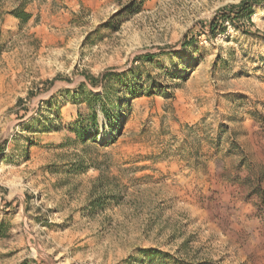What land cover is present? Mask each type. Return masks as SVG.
<instances>
[{"label": "rangeland", "instance_id": "374dc122", "mask_svg": "<svg viewBox=\"0 0 264 264\" xmlns=\"http://www.w3.org/2000/svg\"><path fill=\"white\" fill-rule=\"evenodd\" d=\"M0 264H264V0H0Z\"/></svg>", "mask_w": 264, "mask_h": 264}, {"label": "trees", "instance_id": "16d2710c", "mask_svg": "<svg viewBox=\"0 0 264 264\" xmlns=\"http://www.w3.org/2000/svg\"><path fill=\"white\" fill-rule=\"evenodd\" d=\"M252 3L251 2H247V1H243L241 3V6H243V10L245 9V11H247V15L248 17L250 16V14H252V10H251V5ZM11 13H15V11L11 12ZM16 17H18L19 19H21L22 22H25L27 20V14L25 12H19L18 14H15ZM221 29H223L221 27ZM193 38L192 36L190 37H186L182 43H181V48L184 49V48H189L192 46L193 44ZM141 92H138L137 90H130L129 91V96L131 98H134V97H137L140 95ZM82 94L85 95V99L87 101H89L88 103V107L90 108L91 112L90 114L85 118L86 121H88L93 127H96V120H97V114H96V111L94 109L95 105H96V102L99 101L102 96L101 95H95V94H92V93H88V94H84V91H82ZM113 107V106H112ZM102 110V113L103 115H105L107 117V119H109V116H108V110H107V107L105 104L101 103V108ZM83 120V119H82ZM82 120L79 119V121H77V126L79 127V129L77 130V133L78 135H82L80 133H82L84 131V128H82L80 126V123H82ZM85 121V120H84Z\"/></svg>", "mask_w": 264, "mask_h": 264}]
</instances>
